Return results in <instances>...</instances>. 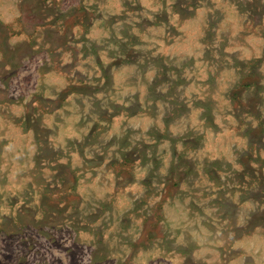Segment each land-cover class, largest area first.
<instances>
[{"label": "rangeland", "instance_id": "1", "mask_svg": "<svg viewBox=\"0 0 264 264\" xmlns=\"http://www.w3.org/2000/svg\"><path fill=\"white\" fill-rule=\"evenodd\" d=\"M0 264H264V0H0Z\"/></svg>", "mask_w": 264, "mask_h": 264}]
</instances>
